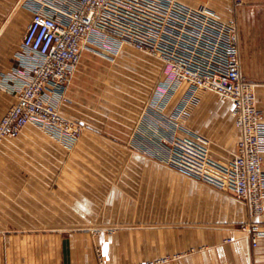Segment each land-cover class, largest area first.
<instances>
[{
  "label": "crops",
  "instance_id": "0c3cea01",
  "mask_svg": "<svg viewBox=\"0 0 264 264\" xmlns=\"http://www.w3.org/2000/svg\"><path fill=\"white\" fill-rule=\"evenodd\" d=\"M44 1L49 8L39 6V1L0 0V119L16 102V93L36 62L22 48L32 15L39 12L66 23L78 2ZM127 1L136 4V14L146 7L153 11L152 5L159 11L155 19L159 31L143 40L145 46L156 48L158 56L128 45L120 36L121 27L94 31L69 84L48 85L43 98L61 105V112L82 126L78 143H159L161 163L166 164L172 134L177 148L185 149L193 125L199 153L229 163L240 137L231 102L174 80L165 60H175L198 75L223 74L229 36L240 20L241 73L252 86L261 113L264 188V40L260 39L264 35L262 28L249 23L264 20V12H237L238 6L264 5V0ZM125 82L129 94L124 97ZM138 84H144L141 105ZM72 159L33 124L0 143V264H100L96 248L102 264H111L109 260L121 258V244L128 245L129 253L134 251V256L129 254L134 261L245 264L252 259L264 264V215L259 219L257 247L251 250L236 229L249 220L247 205L232 191L193 178L182 189V195L189 197L186 210L194 213L190 224L183 229L138 224L136 205L120 208L115 197L124 194L104 186V173L88 175L101 181L94 187H74L72 172L66 168ZM133 177L129 174L130 180ZM152 208L146 205L141 210L147 213ZM202 211L209 213V224L199 222L196 213Z\"/></svg>",
  "mask_w": 264,
  "mask_h": 264
},
{
  "label": "built area",
  "instance_id": "2783aa9c",
  "mask_svg": "<svg viewBox=\"0 0 264 264\" xmlns=\"http://www.w3.org/2000/svg\"><path fill=\"white\" fill-rule=\"evenodd\" d=\"M136 4L127 0H78L77 8L61 23L55 16L34 13L22 38L25 55L35 58L31 76L16 93V102L0 119V143L18 136L28 124L45 131L54 141L71 149L83 128L61 112V105L43 98L48 85L66 87L80 61L81 54L94 31L121 27L120 36L136 50L158 56L154 46L143 44L159 31L155 21L159 11L145 8L134 12ZM169 7H165V11ZM174 80L216 94L232 104L235 126L240 131L234 158L226 165L230 188L244 201L251 215H262L264 188L262 181L261 115L255 105L252 86L241 73L239 43L234 28L229 36L225 72L221 75H198L181 63L166 59ZM257 234L251 243L257 244Z\"/></svg>",
  "mask_w": 264,
  "mask_h": 264
},
{
  "label": "rangeland",
  "instance_id": "374dc122",
  "mask_svg": "<svg viewBox=\"0 0 264 264\" xmlns=\"http://www.w3.org/2000/svg\"><path fill=\"white\" fill-rule=\"evenodd\" d=\"M24 1H35L36 3L39 1V6H44V8L50 7L44 0ZM237 8V12L240 14L253 11L264 12V5H243ZM249 23L253 24L254 27L262 28L260 33L264 35V20L254 19L250 20ZM233 25L237 33L240 55L242 32L240 30V20H236ZM261 38L264 40V36H260ZM143 85L138 84V92L136 93L138 105L143 104L145 101V99L141 100L144 97L143 94H145L141 90ZM122 88L121 96L124 94L128 96L129 84L126 82L122 83ZM198 90L202 94H207V96L213 98L210 93H207L208 91ZM193 128L195 127L191 125L192 130ZM191 129L190 133L186 134L185 137V149L177 148L176 137H174L176 135L172 134L173 137L167 146L169 159L166 164L164 162L161 163L160 147L157 146L159 143H154L153 145L150 143H78L81 138L80 136L78 142L71 149H67L60 143L55 142L64 148L67 156L73 158L71 164H68L66 168L72 172L74 187H82L84 185L85 187L86 185L94 187L101 181L97 178H88V175L94 173L93 176L95 177L98 174L104 173L106 175L103 181L104 186L106 188H115L118 191L121 190V193L124 194L115 197L120 208L126 207L128 209L129 205H136L138 209L135 211L137 215L136 223L145 224V222H149L148 224H153L154 226L163 224L162 226L166 225L175 227L174 229L176 227L183 229L182 227L187 226V223L190 224L194 217V213L191 210H186L185 207V204L189 202V197L182 195V189L189 187L188 180L194 178L193 180L205 183L206 185L210 184L214 188L232 191L225 172L228 163L217 162L216 159L207 155L206 152L200 154L198 143L194 142V134L191 132ZM41 131L52 139L45 131ZM13 138L15 137L10 139ZM167 172V176H161V173ZM129 174L135 175V180L134 177L130 180ZM146 205L153 207L152 212L146 213L144 210H141ZM131 213L133 214L134 212ZM196 215L200 216L199 222L201 224H209L208 212H197ZM263 215L264 209L262 215L254 217L248 210V222L236 225V229L241 231L248 240L251 250L257 247L258 241L256 246H253L251 240L254 234H257L258 240L259 219ZM121 251V258L109 260L111 264H162L167 261V259L156 262L131 260L129 254L134 256V251L133 253H129L127 244H121ZM95 252L98 262L102 264L100 249L96 248ZM245 264L256 263L251 259Z\"/></svg>",
  "mask_w": 264,
  "mask_h": 264
}]
</instances>
